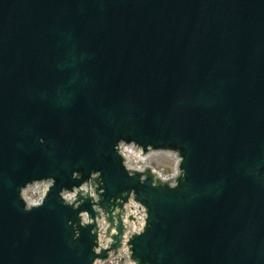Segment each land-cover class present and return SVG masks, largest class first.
<instances>
[{
    "label": "water",
    "instance_id": "1",
    "mask_svg": "<svg viewBox=\"0 0 264 264\" xmlns=\"http://www.w3.org/2000/svg\"><path fill=\"white\" fill-rule=\"evenodd\" d=\"M129 135L180 147L187 179L128 178L111 144ZM74 167L147 203L142 260L264 264V0H0V264H89L55 197ZM43 175L21 211L16 185Z\"/></svg>",
    "mask_w": 264,
    "mask_h": 264
},
{
    "label": "clouds",
    "instance_id": "2",
    "mask_svg": "<svg viewBox=\"0 0 264 264\" xmlns=\"http://www.w3.org/2000/svg\"><path fill=\"white\" fill-rule=\"evenodd\" d=\"M36 139L41 145L48 143L44 136ZM111 149L126 176L139 185L175 190L187 179V169L182 167L185 155L180 147L140 142L129 135L115 139ZM70 175L79 183L61 185L55 197L63 207L75 213V218L65 221V228L70 229V241H78L81 229H87L89 264H151L136 254L132 243L150 227L149 207L136 188H121L117 195H106L101 169L90 168L85 176L83 169L74 167ZM56 183L55 175H43L17 184L16 198L21 211L28 213L43 207Z\"/></svg>",
    "mask_w": 264,
    "mask_h": 264
}]
</instances>
